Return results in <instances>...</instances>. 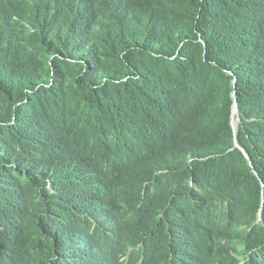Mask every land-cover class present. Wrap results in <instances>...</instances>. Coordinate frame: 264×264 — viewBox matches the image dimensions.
Here are the masks:
<instances>
[{"label": "trees", "instance_id": "1", "mask_svg": "<svg viewBox=\"0 0 264 264\" xmlns=\"http://www.w3.org/2000/svg\"><path fill=\"white\" fill-rule=\"evenodd\" d=\"M0 264H264V0H0Z\"/></svg>", "mask_w": 264, "mask_h": 264}, {"label": "water", "instance_id": "2", "mask_svg": "<svg viewBox=\"0 0 264 264\" xmlns=\"http://www.w3.org/2000/svg\"><path fill=\"white\" fill-rule=\"evenodd\" d=\"M233 96L235 98V102H234V105H233L232 124H233L234 130H235V133H236L237 130H238V121H239V115H237V117H236V114H239V105H238V101H237V98H236V91L233 92ZM235 142L236 143H235L234 147H241L237 138L235 139ZM243 150H244L245 154L248 157H250V155L247 152V150L244 149V148H243ZM260 215L262 216V211L260 212Z\"/></svg>", "mask_w": 264, "mask_h": 264}, {"label": "bare ground", "instance_id": "3", "mask_svg": "<svg viewBox=\"0 0 264 264\" xmlns=\"http://www.w3.org/2000/svg\"><path fill=\"white\" fill-rule=\"evenodd\" d=\"M237 115H239V114H236V117H237ZM240 117V116H239ZM248 158H250V157H248Z\"/></svg>", "mask_w": 264, "mask_h": 264}]
</instances>
